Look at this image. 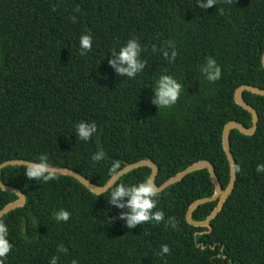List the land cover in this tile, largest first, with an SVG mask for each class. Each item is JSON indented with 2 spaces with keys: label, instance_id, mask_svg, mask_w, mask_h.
<instances>
[{
  "label": "trees",
  "instance_id": "trees-1",
  "mask_svg": "<svg viewBox=\"0 0 264 264\" xmlns=\"http://www.w3.org/2000/svg\"><path fill=\"white\" fill-rule=\"evenodd\" d=\"M198 0H0V164L37 160L73 169L98 185L127 164L157 163L158 185L200 159L210 160L224 188L230 163L223 131L231 120L252 126V114L235 101L242 84L264 88V0H216L207 9ZM72 17H75L73 22ZM92 36L81 54L80 36ZM129 39L141 45L144 69L119 76L108 64ZM174 45L177 53L171 56ZM220 66L209 81L201 71L207 58ZM171 75L181 85L175 104L157 108L156 81ZM260 120L253 135L231 131L237 166L234 192L211 221L190 224V205L215 193L208 169L196 170L158 192L153 211L164 219L128 228L109 203L118 184L149 179V166L124 174L97 196L77 178L30 180L26 165L1 170L6 184L19 187L24 206L0 218L12 245L3 264H264V96L245 91ZM81 121L97 132L84 141ZM105 153L99 162L91 156ZM118 164L115 172L112 165ZM18 198L0 187V210ZM126 199V198H125ZM218 200L193 211L205 220ZM67 210V222L55 214ZM169 253L161 255V246ZM63 246L65 251H58Z\"/></svg>",
  "mask_w": 264,
  "mask_h": 264
},
{
  "label": "clouds",
  "instance_id": "clouds-1",
  "mask_svg": "<svg viewBox=\"0 0 264 264\" xmlns=\"http://www.w3.org/2000/svg\"><path fill=\"white\" fill-rule=\"evenodd\" d=\"M215 3L216 0H198L197 5L201 9H207ZM75 19V17H72L73 22H75ZM169 47L173 49L171 56L169 57L167 51L164 52V56L169 59H175L177 53L174 50V45L169 44ZM79 48L82 50L81 54L91 50L92 36L90 34L85 33L80 36ZM112 52L113 58L109 59L108 64L119 76L132 78L143 71L145 61L140 59L141 45L138 40L129 39L118 51L113 49ZM201 71L209 81H215L221 75L220 66L212 57L207 58V62ZM181 89V83L173 76L167 74L161 75L156 81V86L153 90L155 93L153 103L157 104V108H167L177 102ZM96 132L97 125L94 122L81 121L75 127V134L79 139L84 141H88ZM104 156L105 153L100 150L91 156V160L99 162ZM118 167V164H113L112 171L115 172ZM256 170L257 172L264 171V163L257 164ZM24 174L30 180L42 179L43 181H49L56 178V173L50 168L48 158L44 154H41L37 160L27 164ZM96 195L101 196L103 194L96 193ZM158 196V190L151 180L145 179L143 182L137 184H118L110 191L109 203L120 209H124L120 214L121 218L126 219L128 228H133L150 220L160 222L164 219L162 211H153L156 207V198ZM69 218L70 213L64 209L59 210L55 214L57 221L67 222ZM11 247L12 245L8 239V227L3 222H0V264H3V258L8 255ZM58 251H65V249L61 246ZM169 252L170 249L167 245L161 246V255ZM58 259L59 257L57 256L51 257L49 264H58ZM72 264H77V262L73 260Z\"/></svg>",
  "mask_w": 264,
  "mask_h": 264
},
{
  "label": "water",
  "instance_id": "water-1",
  "mask_svg": "<svg viewBox=\"0 0 264 264\" xmlns=\"http://www.w3.org/2000/svg\"><path fill=\"white\" fill-rule=\"evenodd\" d=\"M262 62L264 66V54L262 57ZM245 91H250L255 94H259L264 96V88H261L259 86H254L251 84H242L240 85L236 91H235V101L237 104L251 112L252 114V126L246 127L242 122H239L238 120H231L229 121L223 131V147L227 154L229 163H230V182L226 188H224L220 182V179L216 173V169L214 164L208 160V159H200L184 170L178 172L176 175L170 177L168 180H166L163 184L158 185L156 183V179L159 173V167L156 162H154L151 159H142L138 160L132 163L127 164L125 167L120 169L116 174H114L109 181L104 185H98L94 182H92L88 177L84 176L83 174L65 167H53L50 166V168L55 173H60L64 175H70L75 178H77L81 183H83L87 188H89L93 193H104L108 189H110L124 174L139 168L143 166H149L152 169L150 180L153 183V185L157 188L158 192L164 190L168 186L182 180L186 175L200 169H208L212 178V181L215 185V193L211 197H204L200 198L196 201H194L186 214V218L188 222L194 226L198 227H208L212 228L211 221L217 216V214L222 210L224 203L228 200V198L231 196V194L234 192L236 181H237V166H236V160L234 157V154L231 149V131L233 129H238L240 132L246 134V135H253L256 133L258 129V123L260 120L259 114L257 109L250 104L244 97ZM30 162H33L31 160H24V159H10L2 162L0 164V187L3 190L14 192L18 195V198L14 201L9 202L5 207H3L0 210V218H2L5 214L10 212L11 210L22 207L27 202L26 194L19 188L14 185L6 184L1 179V170L9 165H27ZM218 200V203L216 207L213 209L211 214L205 219V220H195L193 218V211L201 204L205 202L215 201Z\"/></svg>",
  "mask_w": 264,
  "mask_h": 264
}]
</instances>
